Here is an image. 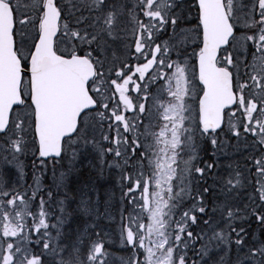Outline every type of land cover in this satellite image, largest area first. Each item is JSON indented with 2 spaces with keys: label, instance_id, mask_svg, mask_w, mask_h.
<instances>
[{
  "label": "snow or ice",
  "instance_id": "snow-or-ice-1",
  "mask_svg": "<svg viewBox=\"0 0 264 264\" xmlns=\"http://www.w3.org/2000/svg\"><path fill=\"white\" fill-rule=\"evenodd\" d=\"M0 264H264V0H0Z\"/></svg>",
  "mask_w": 264,
  "mask_h": 264
},
{
  "label": "rangeland",
  "instance_id": "rangeland-1",
  "mask_svg": "<svg viewBox=\"0 0 264 264\" xmlns=\"http://www.w3.org/2000/svg\"><path fill=\"white\" fill-rule=\"evenodd\" d=\"M22 159L25 160V164L27 165V168H29L28 165H29V162L31 160L27 159V158H22ZM63 163L66 165V162H63ZM93 163H95L94 160H93ZM80 168L88 170V171L85 172V175L82 176L81 181L85 180L89 176H92L93 178L95 177V172L92 169L91 165L87 161H83L82 164L80 165ZM111 173H113V174L112 175L110 174L111 175L110 178L116 181V179L118 177V172L113 169V170H111ZM105 176H108V175L105 173ZM98 183L103 185V187H105V188L112 187V190L114 191V193H119L118 194L119 197L117 199L114 198V200H113V205L116 208L112 209L113 210V214L116 216V221L114 223L113 222H109V221H104L105 224L111 223V227L113 229H115L117 227V225H118V222H119V206H118L119 201L118 200H120V189H119V187H113V185H115L114 182H113V184H108V181L100 180V181H98ZM115 210H118V214L117 215L114 213Z\"/></svg>",
  "mask_w": 264,
  "mask_h": 264
},
{
  "label": "trees",
  "instance_id": "trees-1",
  "mask_svg": "<svg viewBox=\"0 0 264 264\" xmlns=\"http://www.w3.org/2000/svg\"><path fill=\"white\" fill-rule=\"evenodd\" d=\"M29 168H27V172H28V176H27V179H28V182L31 183V173L33 171L32 169V166H31V161L29 162V165H28ZM51 167V168H49ZM49 167H48V170L47 172L45 173V176H44V185L47 186L49 184H51L52 182V177H53V169H52V166H51V163H49ZM56 170H58V173H56L57 176H59L60 172L64 170L63 167L61 166H57L56 167ZM67 182L69 184V189L71 190V188H74L76 185V183L72 180V178L70 179L69 176L67 178ZM114 249L116 250V248L114 247Z\"/></svg>",
  "mask_w": 264,
  "mask_h": 264
},
{
  "label": "bare ground",
  "instance_id": "bare-ground-1",
  "mask_svg": "<svg viewBox=\"0 0 264 264\" xmlns=\"http://www.w3.org/2000/svg\"><path fill=\"white\" fill-rule=\"evenodd\" d=\"M82 162L83 161H81L80 163L77 164V168L79 169V173H75L74 172L72 175L69 176V178L70 179L72 178V180L76 183L75 185H77L81 181L82 176L85 175V172L86 171H88L86 169L80 168V165L82 164ZM49 168H51V167H49ZM55 171H56V173H58V170H55ZM105 173L108 176H105L104 177V179H103L104 181H108V184H113V182L114 183L116 182L115 180H113V179L110 178V176L113 174V173H111V171H109V170L106 169ZM118 194L119 193H115V199H117L119 197ZM118 206H119V204H118ZM113 208H116V207L113 206ZM114 213L117 215L118 214V210H115Z\"/></svg>",
  "mask_w": 264,
  "mask_h": 264
}]
</instances>
